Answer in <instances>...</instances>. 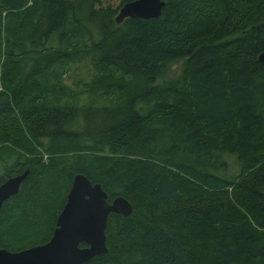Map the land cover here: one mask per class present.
I'll return each instance as SVG.
<instances>
[{
  "label": "trees",
  "instance_id": "obj_1",
  "mask_svg": "<svg viewBox=\"0 0 264 264\" xmlns=\"http://www.w3.org/2000/svg\"><path fill=\"white\" fill-rule=\"evenodd\" d=\"M132 1L0 0V185L29 171L0 249L47 243L82 174L132 206L86 264H264V0Z\"/></svg>",
  "mask_w": 264,
  "mask_h": 264
},
{
  "label": "water",
  "instance_id": "obj_2",
  "mask_svg": "<svg viewBox=\"0 0 264 264\" xmlns=\"http://www.w3.org/2000/svg\"><path fill=\"white\" fill-rule=\"evenodd\" d=\"M164 5L163 0H135L120 8L117 19L158 18ZM258 59L264 64V53ZM28 174L25 170L0 185V210L4 202L18 194ZM131 212L132 206L126 199L118 196L108 203L100 184L76 174L50 240L18 252L0 249V264H86L107 252L105 231L109 215L128 217Z\"/></svg>",
  "mask_w": 264,
  "mask_h": 264
},
{
  "label": "rangeland",
  "instance_id": "obj_3",
  "mask_svg": "<svg viewBox=\"0 0 264 264\" xmlns=\"http://www.w3.org/2000/svg\"><path fill=\"white\" fill-rule=\"evenodd\" d=\"M105 2L107 4L112 5L113 7H116L120 3V0H105ZM5 58L3 60H5ZM181 69H182V62L179 61L171 66V68L167 71V76L178 75L181 72ZM43 159H46V157L43 156Z\"/></svg>",
  "mask_w": 264,
  "mask_h": 264
},
{
  "label": "flooded vegetation",
  "instance_id": "obj_4",
  "mask_svg": "<svg viewBox=\"0 0 264 264\" xmlns=\"http://www.w3.org/2000/svg\"><path fill=\"white\" fill-rule=\"evenodd\" d=\"M60 213V212H59ZM58 216V215H57ZM57 218V217H56ZM55 222H56V220H55ZM55 228V227H54ZM52 236V235H51ZM51 238V237H50ZM50 240V239H49Z\"/></svg>",
  "mask_w": 264,
  "mask_h": 264
}]
</instances>
